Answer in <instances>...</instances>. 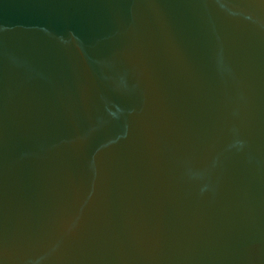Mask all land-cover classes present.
Returning <instances> with one entry per match:
<instances>
[{
	"label": "water",
	"instance_id": "1",
	"mask_svg": "<svg viewBox=\"0 0 264 264\" xmlns=\"http://www.w3.org/2000/svg\"><path fill=\"white\" fill-rule=\"evenodd\" d=\"M0 264H264V0H0Z\"/></svg>",
	"mask_w": 264,
	"mask_h": 264
}]
</instances>
